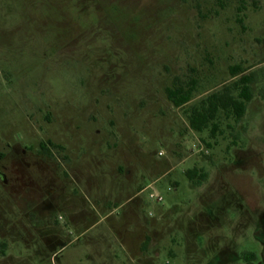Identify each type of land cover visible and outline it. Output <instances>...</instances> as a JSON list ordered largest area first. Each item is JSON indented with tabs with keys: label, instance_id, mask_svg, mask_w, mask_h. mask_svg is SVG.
<instances>
[{
	"label": "rangeland",
	"instance_id": "rangeland-1",
	"mask_svg": "<svg viewBox=\"0 0 264 264\" xmlns=\"http://www.w3.org/2000/svg\"><path fill=\"white\" fill-rule=\"evenodd\" d=\"M233 66L243 118L190 130ZM175 79L196 81L181 108ZM127 238L133 264L263 253L264 0H0V264H132Z\"/></svg>",
	"mask_w": 264,
	"mask_h": 264
},
{
	"label": "trees",
	"instance_id": "trees-1",
	"mask_svg": "<svg viewBox=\"0 0 264 264\" xmlns=\"http://www.w3.org/2000/svg\"><path fill=\"white\" fill-rule=\"evenodd\" d=\"M239 66L230 68L231 78H237L229 85H224L221 90L211 93L202 99L198 105L191 107L187 112V122L190 130L201 133L209 128L210 136L215 137L219 132L216 122L219 113L234 122L240 121L246 111L247 104L252 100L251 85L254 82V73H245ZM196 90V81L183 83L175 79L172 86L165 89L167 100L175 108L188 104ZM209 147V145L207 144ZM41 148L47 151L43 145ZM186 178L195 185H200L207 178V174L195 168L185 172Z\"/></svg>",
	"mask_w": 264,
	"mask_h": 264
},
{
	"label": "crops",
	"instance_id": "crops-1",
	"mask_svg": "<svg viewBox=\"0 0 264 264\" xmlns=\"http://www.w3.org/2000/svg\"><path fill=\"white\" fill-rule=\"evenodd\" d=\"M129 236V235H127ZM131 236V235H130ZM129 238L124 239V241H118L119 243V254L122 256V258L124 260H127L129 263H134L136 261H139V259L143 256H145V252H146V242L145 240L143 241V243L140 244V246L138 248H136L135 246L133 247L130 243V241H128ZM130 242V243H129ZM109 257L110 258H117L116 255H112L111 253H109Z\"/></svg>",
	"mask_w": 264,
	"mask_h": 264
},
{
	"label": "flooded vegetation",
	"instance_id": "flooded-vegetation-1",
	"mask_svg": "<svg viewBox=\"0 0 264 264\" xmlns=\"http://www.w3.org/2000/svg\"><path fill=\"white\" fill-rule=\"evenodd\" d=\"M244 264H264V251L263 253L250 252L249 259Z\"/></svg>",
	"mask_w": 264,
	"mask_h": 264
},
{
	"label": "built area",
	"instance_id": "built-area-1",
	"mask_svg": "<svg viewBox=\"0 0 264 264\" xmlns=\"http://www.w3.org/2000/svg\"><path fill=\"white\" fill-rule=\"evenodd\" d=\"M162 153L161 152H159L158 153V155H161ZM150 198H154L156 201H158V202H160L162 199H161V197L160 196H158V195H150Z\"/></svg>",
	"mask_w": 264,
	"mask_h": 264
}]
</instances>
